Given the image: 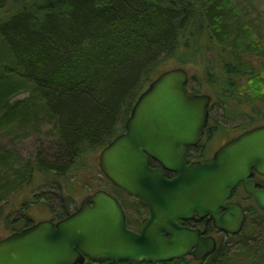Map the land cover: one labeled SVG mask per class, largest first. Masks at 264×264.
Here are the masks:
<instances>
[{"label":"trees","instance_id":"trees-1","mask_svg":"<svg viewBox=\"0 0 264 264\" xmlns=\"http://www.w3.org/2000/svg\"><path fill=\"white\" fill-rule=\"evenodd\" d=\"M240 7L233 0H0V136L42 132L45 122L55 136L54 160L39 151L20 162L0 144V208L17 187L42 176L60 185L59 217L71 214L78 181H68L67 175L124 131L138 96L167 60L174 66H203L215 97L210 117L218 99L230 112L225 116L250 117L240 124L246 125L242 131L264 123L259 118L264 117V91L257 87L249 94L238 87L240 78L264 71V57L257 67L252 62L256 49L264 55V39L258 37L255 47L249 43L255 32L239 19L246 8ZM193 80L198 79L190 78L188 89L201 93L202 82ZM25 91L27 96L18 97ZM249 103L253 111L245 113ZM14 206L10 212L18 210ZM27 209L9 222L12 232L34 223ZM246 225L226 238H242ZM247 245L238 250L246 247L251 259L264 260V237ZM236 253L220 242L201 261L87 259L83 264H234Z\"/></svg>","mask_w":264,"mask_h":264},{"label":"water","instance_id":"water-1","mask_svg":"<svg viewBox=\"0 0 264 264\" xmlns=\"http://www.w3.org/2000/svg\"><path fill=\"white\" fill-rule=\"evenodd\" d=\"M188 81L183 66L162 71L138 96L124 131L100 151L102 172L149 208L139 230L128 225L119 199L101 188L57 222L43 219L1 238L0 264L203 260L216 251L217 240L184 219L211 215L217 229L239 234L247 212L229 198L240 183L264 211V188L253 178L254 172L264 175V124L225 142L211 161L190 163L185 147L202 139L212 96L190 93ZM151 157L163 168H153ZM164 169L177 175L167 178Z\"/></svg>","mask_w":264,"mask_h":264},{"label":"rangeland","instance_id":"rangeland-1","mask_svg":"<svg viewBox=\"0 0 264 264\" xmlns=\"http://www.w3.org/2000/svg\"><path fill=\"white\" fill-rule=\"evenodd\" d=\"M233 1L237 4H240L241 7H246L242 10L243 15L240 14L239 19L241 20V22L246 23V25L253 32H255L254 36H250L249 43H254V47L256 45H259L261 43L259 38L262 37V40L264 39V0ZM256 41H259L260 43ZM257 53H259L258 49L252 52V56L254 57L252 62L256 67L260 65V59H263L264 57V55L258 56ZM174 63L175 62L167 60V62L162 64L164 66L161 68V70L164 71L173 67ZM183 67L188 70L190 78L194 76L195 79H198L200 82H202V92L212 94L210 91L211 89L209 90V83L204 77L203 66H197L194 64ZM253 77L254 78H250L249 76L242 77L238 80V87L242 92L252 94L251 92L253 91L251 90L257 87L261 89L259 93H262V91H264V71L260 69L259 74ZM198 80H193L192 84L198 83ZM216 90L218 91V93H220L221 88L217 87ZM27 95L28 94L25 91L18 95V97L24 98ZM244 108L247 111L245 113L253 111L252 104L250 103L248 105L246 104ZM212 113L214 115L213 119H216V117H221L220 121L222 127L219 130L222 131L220 132L218 130L219 136L215 140V143L217 145H219L220 142L227 137L229 138L230 136L236 135L241 132L246 125L240 124L246 123L250 120V117L246 114H243L240 117L225 116L226 114L229 115L230 112L227 111V109L225 110L221 106V102L218 99L216 100ZM259 118L264 119V117ZM42 129V132L31 131L26 135H24V133L26 132L17 131L15 132V134L0 136V144H5L7 145V147L12 149L13 153L18 157L17 159L20 162L32 158L34 154L39 151L46 157V159L54 160V151L52 150L51 142L54 141L55 136L52 134L53 132H51L52 130L50 129L49 123L45 122L42 126ZM100 151L101 149L96 151V153L90 154L88 158H84L80 164V169L67 175L68 181H78L77 186L73 191L75 196H73L74 200L72 202V206L70 207L73 210H76L84 197L93 193L97 189H106L113 193L125 207L129 219V226L135 230H138L140 228L143 217L147 215L146 209L139 205L137 197L128 194L126 191L124 192L123 189V191L118 189L114 185V183H112L111 180L102 172L99 165ZM21 187L23 188L21 189ZM21 187H17L1 203L0 239L6 237L12 232L9 222L14 220V218L16 217H22L24 209L28 208L27 212L30 214V217L32 218V221L34 223L43 219H60L58 211L60 209V204L62 203V195L58 182L52 180L47 181L42 176H39L35 178L31 183H27V185L25 182ZM35 199H39L43 202H33ZM238 200L243 202L246 208H251L250 212L247 211V215L249 214V216H247L248 220L244 235L242 236V238H237L234 242H230V238L228 239L225 235H222L220 237V242L230 247L232 254L234 252H237L234 258V264H264V260L262 259L260 262L251 259L252 251L246 249V247L238 250L239 247L242 246V244L245 245L246 243L247 245V241L249 244H252L259 243L260 240L263 239L264 213L259 210L255 202L246 195L240 194L238 196ZM13 206L18 210L15 212H10ZM245 239V243L241 242V240ZM205 264H218V262L215 263V261H209Z\"/></svg>","mask_w":264,"mask_h":264},{"label":"flooded vegetation","instance_id":"flooded-vegetation-1","mask_svg":"<svg viewBox=\"0 0 264 264\" xmlns=\"http://www.w3.org/2000/svg\"><path fill=\"white\" fill-rule=\"evenodd\" d=\"M189 79H190V76H189ZM187 88H188V83H187ZM188 91L190 93H195V92H191L190 89H188ZM201 93H205V92H201ZM210 95L212 96V100H211V104H212L214 102V98L215 97L213 96V94H210ZM211 104H210V106H211ZM210 115H211V111H210ZM213 118L214 117H210L209 116L208 125H207V127H206V129L204 131V134H203L202 139L200 140V142L198 144H196V145H190V146H186L185 147V154H186V157L188 158L190 163L195 162V161H202V162L211 161L213 159L214 153L216 152V150L221 145H223L228 140L236 137L237 135H239L240 133L243 132V131H241V132H239L236 135H232L229 138L227 137L226 139L222 140L219 145H217L215 143V140L219 136L218 135L219 134L218 130L222 127V124H221V121H220L221 117H216V119H213ZM261 124H264V123H261ZM209 125H210V129H208ZM219 131L221 132L222 130H219ZM150 165L153 168H163V165L157 159H155L153 157L150 158ZM164 172H165V175H166L167 178H173V177H175L177 175V173L175 171H171V170H168V169H164ZM253 178H255L257 180V183H258L257 186L258 187L264 188V175H261V174H259L257 172H254ZM240 194L246 195L247 197L252 196V195L248 194L244 190L242 184L240 183L237 186V188L233 191L231 197L229 198V201H238V202H240L244 206V208H245V210L247 212V208L245 207V204L243 202H241L240 200H238V196ZM252 200L255 202L253 196H252ZM138 202H139V200H138ZM139 205L146 209V214H147L146 216H148L149 215V208L147 206L141 205L140 203H139ZM74 211H75V209H74ZM126 214H127V212H126ZM145 217H143V218H145ZM60 219H62V218H60ZM60 219H58V220H60ZM50 220H52L54 222L58 221V220H55V219H50ZM127 220H128V215H127ZM183 224L185 226L190 227V228L200 229L201 230V235H203V236H209V235L210 236H214L216 238V240H217L218 245L220 243V237L222 235H225V236L231 235V234L225 233V232L217 229L215 227V225H214V222H213V219L211 218V215H206L204 217H200V216H198L197 212H194V214H193V216L191 218L183 220ZM140 227H141V224H140ZM209 256H207L206 258H208ZM185 257L193 258V256H190V255L185 256ZM206 258H204V259H206ZM195 261H201V260H195Z\"/></svg>","mask_w":264,"mask_h":264}]
</instances>
